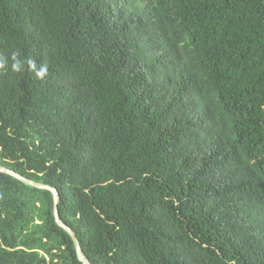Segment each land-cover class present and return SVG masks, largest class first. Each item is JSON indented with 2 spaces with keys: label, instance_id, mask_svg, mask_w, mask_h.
Here are the masks:
<instances>
[{
  "label": "trees",
  "instance_id": "trees-1",
  "mask_svg": "<svg viewBox=\"0 0 264 264\" xmlns=\"http://www.w3.org/2000/svg\"><path fill=\"white\" fill-rule=\"evenodd\" d=\"M0 166L90 264H264V0H0ZM0 264H81L2 173Z\"/></svg>",
  "mask_w": 264,
  "mask_h": 264
},
{
  "label": "water",
  "instance_id": "water-1",
  "mask_svg": "<svg viewBox=\"0 0 264 264\" xmlns=\"http://www.w3.org/2000/svg\"><path fill=\"white\" fill-rule=\"evenodd\" d=\"M0 173L6 174V175L14 178L26 186H29V187H32L35 189H39V190L48 191L51 193L52 198H53V215H54V220H55L57 226L59 228H61L63 231H65L69 235V237L71 238V240L74 244V247H75V252H76V256H77L78 261L81 264H90L81 252V248H80L79 242L75 236V233L72 231L71 228H69L67 225H65L62 222V220L60 219L59 212H58L59 194H58L57 190L55 188L50 187V186L39 184V183H36L32 180L24 178L21 175L17 174L16 172L11 171V170L6 169V168L1 167V166H0Z\"/></svg>",
  "mask_w": 264,
  "mask_h": 264
},
{
  "label": "clouds",
  "instance_id": "clouds-1",
  "mask_svg": "<svg viewBox=\"0 0 264 264\" xmlns=\"http://www.w3.org/2000/svg\"><path fill=\"white\" fill-rule=\"evenodd\" d=\"M14 59H15V57H14ZM19 63H20V62L17 60L16 64H14L13 66H14V67H19Z\"/></svg>",
  "mask_w": 264,
  "mask_h": 264
}]
</instances>
